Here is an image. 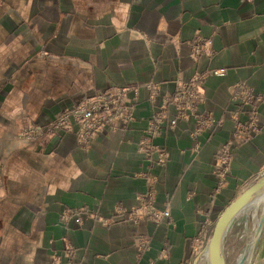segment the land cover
Returning a JSON list of instances; mask_svg holds the SVG:
<instances>
[{
	"label": "crops",
	"instance_id": "0c3cea01",
	"mask_svg": "<svg viewBox=\"0 0 264 264\" xmlns=\"http://www.w3.org/2000/svg\"><path fill=\"white\" fill-rule=\"evenodd\" d=\"M197 38L210 49L195 53ZM210 70L224 75L204 78L197 105L219 126L197 136L193 116L165 126L154 145L167 160H148L138 145L160 98ZM238 82L264 93V0H0V264H191L223 210L264 172V103L260 131L233 139L232 112L247 119L231 99ZM110 88L127 90L135 120L88 149L72 133L17 138ZM226 144L232 159L217 191ZM150 176L154 207L171 218L130 223L117 210L138 204ZM78 209L89 213L65 226L62 212Z\"/></svg>",
	"mask_w": 264,
	"mask_h": 264
},
{
	"label": "built area",
	"instance_id": "2783aa9c",
	"mask_svg": "<svg viewBox=\"0 0 264 264\" xmlns=\"http://www.w3.org/2000/svg\"><path fill=\"white\" fill-rule=\"evenodd\" d=\"M211 41L197 38L194 41V52L199 54L208 51ZM223 76V70H210L195 75L188 82H181L171 100L167 96L160 98V107L152 116L144 131V136L138 145L140 152L144 153L148 160H154L157 164H163L167 160L166 153L154 145L165 126L175 127L178 120H187L193 116L197 122V128L193 135H199L205 127L215 130L219 125L210 116H205L198 110L197 101L200 99L201 87L204 78L208 75ZM146 87L152 88V84ZM231 99L239 101L241 106H247L245 115L247 119L242 121L240 115L242 109L238 107L232 112L234 122V142H242L257 134L261 129V122L258 116L259 105L264 103V93H254L253 89L243 82H238L231 90ZM173 104L177 111L175 117L168 115V105ZM135 120V101H129L127 90L123 88H110L101 93L88 97L71 109L56 115L48 124L36 125L25 128L18 134V139L23 142H34L39 138H49L60 133H72L75 136L76 146L81 149H88L92 140L97 134L110 129L113 132L120 131L123 125ZM233 145H224L219 154L215 157L214 172L217 178V191L225 187L229 172V163L232 159ZM155 178L148 177L145 194L138 198V204L129 211L117 210V214H128V221L137 224L140 220L150 219L155 223L163 219H170L171 213L168 209L157 210L155 202ZM89 213L86 209L65 210L62 212L61 221L65 226L71 223L80 224ZM103 224H108L109 219H101ZM71 250L68 249V254ZM165 252L159 256L164 258Z\"/></svg>",
	"mask_w": 264,
	"mask_h": 264
},
{
	"label": "water",
	"instance_id": "95a60500",
	"mask_svg": "<svg viewBox=\"0 0 264 264\" xmlns=\"http://www.w3.org/2000/svg\"><path fill=\"white\" fill-rule=\"evenodd\" d=\"M264 191V172L244 191H242L220 214L215 224L213 234L207 243L206 251L209 264H226L224 244L227 234L236 222L238 214L256 196ZM264 234V210L262 211L251 245L247 248L238 264H250L257 255Z\"/></svg>",
	"mask_w": 264,
	"mask_h": 264
},
{
	"label": "bare ground",
	"instance_id": "6f19581e",
	"mask_svg": "<svg viewBox=\"0 0 264 264\" xmlns=\"http://www.w3.org/2000/svg\"><path fill=\"white\" fill-rule=\"evenodd\" d=\"M263 210H264V191L260 193L258 196H256L252 201H250V203L238 214L236 222L232 225L234 229L235 238L248 236V242H247L248 246L246 244L247 248H249V246L251 245V240L254 235V231L257 227L260 215ZM243 254H244V250L236 256L234 263L231 264H238ZM200 259L201 261L204 262V264H209L208 254L206 250L201 254V256H199L197 262Z\"/></svg>",
	"mask_w": 264,
	"mask_h": 264
},
{
	"label": "rangeland",
	"instance_id": "374dc122",
	"mask_svg": "<svg viewBox=\"0 0 264 264\" xmlns=\"http://www.w3.org/2000/svg\"><path fill=\"white\" fill-rule=\"evenodd\" d=\"M31 127H34V126H29V127H26V128H31ZM23 129H25V128H23ZM21 131H19V133ZM24 143H26V142H24ZM252 228H253V225H252ZM247 242H248V236H243L241 238H235L234 229L232 227L230 232L227 234L226 241H225V244H224V252H225V258H226V264L234 263V260L236 259V256L240 252H242L243 250L245 252V250L247 249V246H248ZM246 244H247V246H246ZM205 249L202 252H200L197 256L194 257V259H193L191 264H196V263L197 264H204V262L201 261V259L199 260L200 262L199 261L197 262V260H198L199 256H201V254L205 251ZM250 264H264V254L263 255H261V254L258 255V253H257L256 257L254 258V260Z\"/></svg>",
	"mask_w": 264,
	"mask_h": 264
}]
</instances>
